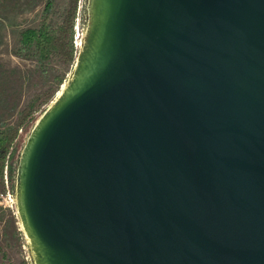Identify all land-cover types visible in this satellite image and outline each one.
Returning <instances> with one entry per match:
<instances>
[{"label":"water","instance_id":"95a60500","mask_svg":"<svg viewBox=\"0 0 264 264\" xmlns=\"http://www.w3.org/2000/svg\"><path fill=\"white\" fill-rule=\"evenodd\" d=\"M16 175L40 264H264V0H94Z\"/></svg>","mask_w":264,"mask_h":264},{"label":"rangeland","instance_id":"374dc122","mask_svg":"<svg viewBox=\"0 0 264 264\" xmlns=\"http://www.w3.org/2000/svg\"><path fill=\"white\" fill-rule=\"evenodd\" d=\"M69 1L53 0L51 20L54 25L61 22ZM93 1L79 0L74 26V43L78 49L75 64L70 66L55 57L48 62L47 72H43L35 58L19 57L16 49L21 32L26 28L39 26L47 0H0V127L14 124L36 92L49 86L56 87L53 99L36 114L39 116L35 124L66 93L67 85L91 38ZM57 77L63 78V83L58 82ZM31 130L26 133L25 142ZM4 183L5 191L0 195V264H40L20 212L16 177L13 190L8 166L4 170Z\"/></svg>","mask_w":264,"mask_h":264},{"label":"trees","instance_id":"16d2710c","mask_svg":"<svg viewBox=\"0 0 264 264\" xmlns=\"http://www.w3.org/2000/svg\"><path fill=\"white\" fill-rule=\"evenodd\" d=\"M78 8L79 0H70L61 22L54 25L51 20L53 0H47L39 26L26 28L21 32L16 55L22 58H35L38 67L43 72H47L48 62L55 57L73 66L78 53L74 43V26ZM57 79L59 82L63 78L57 77ZM55 91L56 87L49 86L36 92L14 124L0 127V195L5 191L4 170L6 166H8L11 187L14 190L17 163L21 147L25 142V135L34 127L39 116L36 114L53 99Z\"/></svg>","mask_w":264,"mask_h":264},{"label":"bare ground","instance_id":"6f19581e","mask_svg":"<svg viewBox=\"0 0 264 264\" xmlns=\"http://www.w3.org/2000/svg\"><path fill=\"white\" fill-rule=\"evenodd\" d=\"M65 93V92H64Z\"/></svg>","mask_w":264,"mask_h":264}]
</instances>
